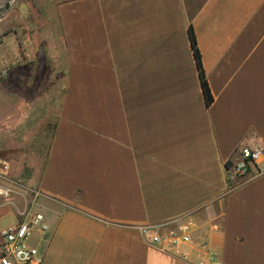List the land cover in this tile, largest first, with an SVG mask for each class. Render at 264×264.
<instances>
[{
  "label": "crops",
  "instance_id": "0c3cea01",
  "mask_svg": "<svg viewBox=\"0 0 264 264\" xmlns=\"http://www.w3.org/2000/svg\"><path fill=\"white\" fill-rule=\"evenodd\" d=\"M246 144L264 146V0H16L3 14L0 210L45 215L28 240L42 264H196L208 247L264 264V173L229 170ZM14 152H45L34 181ZM181 217L197 222L189 260L137 228Z\"/></svg>",
  "mask_w": 264,
  "mask_h": 264
},
{
  "label": "built area",
  "instance_id": "2783aa9c",
  "mask_svg": "<svg viewBox=\"0 0 264 264\" xmlns=\"http://www.w3.org/2000/svg\"><path fill=\"white\" fill-rule=\"evenodd\" d=\"M16 0H0V22L5 11L13 6ZM254 166L256 175L264 173V146L246 144L241 147L240 159L232 161L229 170L233 174H246ZM9 169L6 161L0 162L1 173ZM11 189L0 186V194L9 196ZM197 222L190 217H181L154 223L138 225L141 236L148 243L156 245L166 252H177L179 257L189 260L190 252L182 250L193 242ZM40 228L44 232L49 229L46 217L42 212H20L16 223L0 229V255L10 256L15 264H42L43 255L39 249L29 245L33 231ZM196 264H221L213 249L207 248Z\"/></svg>",
  "mask_w": 264,
  "mask_h": 264
},
{
  "label": "rangeland",
  "instance_id": "374dc122",
  "mask_svg": "<svg viewBox=\"0 0 264 264\" xmlns=\"http://www.w3.org/2000/svg\"><path fill=\"white\" fill-rule=\"evenodd\" d=\"M45 152H14V158L23 164L21 171L16 177L23 184H26L30 178L34 181L37 177V173L33 170L37 164H41ZM40 155V156H39ZM16 222V215L11 205L5 206L0 210V229L10 226ZM1 246V238H0Z\"/></svg>",
  "mask_w": 264,
  "mask_h": 264
},
{
  "label": "trees",
  "instance_id": "16d2710c",
  "mask_svg": "<svg viewBox=\"0 0 264 264\" xmlns=\"http://www.w3.org/2000/svg\"><path fill=\"white\" fill-rule=\"evenodd\" d=\"M189 35H190L191 45L193 48V53H194V56H195V59L197 62V67L199 70V76L201 79V84L203 87V91L205 93L206 101L208 104H211L213 101V95H212L208 80H207L206 75H205V71H204L203 64H202V55H201L200 49H199L198 44H197L196 34H195L192 26H190V28H189Z\"/></svg>",
  "mask_w": 264,
  "mask_h": 264
}]
</instances>
